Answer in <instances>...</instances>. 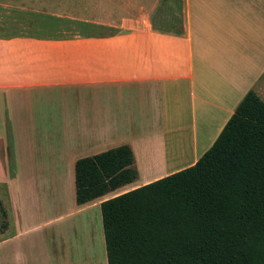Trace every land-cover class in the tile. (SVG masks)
Returning <instances> with one entry per match:
<instances>
[{"label":"crops","instance_id":"0c3cea01","mask_svg":"<svg viewBox=\"0 0 264 264\" xmlns=\"http://www.w3.org/2000/svg\"><path fill=\"white\" fill-rule=\"evenodd\" d=\"M262 86L264 0H0V264H107L100 202L192 165ZM122 144L135 178L78 204L76 160Z\"/></svg>","mask_w":264,"mask_h":264},{"label":"trees","instance_id":"16d2710c","mask_svg":"<svg viewBox=\"0 0 264 264\" xmlns=\"http://www.w3.org/2000/svg\"><path fill=\"white\" fill-rule=\"evenodd\" d=\"M132 163L125 144L77 159L76 202L132 181ZM100 215L107 264H264V100L248 89L192 165L101 201Z\"/></svg>","mask_w":264,"mask_h":264},{"label":"rangeland","instance_id":"374dc122","mask_svg":"<svg viewBox=\"0 0 264 264\" xmlns=\"http://www.w3.org/2000/svg\"><path fill=\"white\" fill-rule=\"evenodd\" d=\"M70 7L75 9V6H70ZM85 7H86V10H87V9H90L91 7H93V6H85ZM97 7L101 9V6H97ZM117 11H118V15H121L123 13L122 9L121 10L118 9ZM73 12H75V10H73ZM86 13H87L88 16L92 14L89 11L86 12ZM72 14H75V13H72ZM120 23H121L120 20H118V21H101V22H90V21L82 22V21H79V20L70 19V20H63V21H61V20H54L53 21V24L56 25V26L66 25L67 28L64 30V32H73V33H76V32H78V33L79 32H111ZM80 24H83V25H80ZM79 25H80V27H79ZM78 28L79 29L81 28V31L78 30ZM58 31H61V30H58ZM262 87H264V86H262Z\"/></svg>","mask_w":264,"mask_h":264}]
</instances>
